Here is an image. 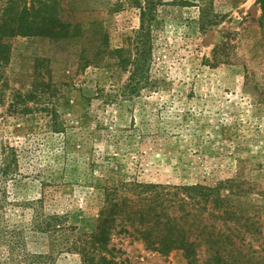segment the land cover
<instances>
[{"label":"rangeland","instance_id":"374dc122","mask_svg":"<svg viewBox=\"0 0 264 264\" xmlns=\"http://www.w3.org/2000/svg\"><path fill=\"white\" fill-rule=\"evenodd\" d=\"M132 1L48 0L52 36L9 41L0 163L3 150H13L18 173L4 186L0 181L9 201L4 223L10 230H28L29 253L48 252L44 237L29 230L31 201L43 198L44 211L66 215L71 235H77L96 229L104 206L101 184L222 183L237 214L259 222L262 236L248 235L245 241L250 255L264 264L259 0H159L149 65L138 87L130 83L131 69L120 68L112 54L135 46L141 20ZM37 73L55 91L60 132L48 128L46 112L7 113L9 94L30 91ZM111 247L123 264H185L181 252L163 256L121 227L113 232ZM7 255L0 243V260ZM55 264H81V258L62 253Z\"/></svg>","mask_w":264,"mask_h":264},{"label":"trees","instance_id":"16d2710c","mask_svg":"<svg viewBox=\"0 0 264 264\" xmlns=\"http://www.w3.org/2000/svg\"><path fill=\"white\" fill-rule=\"evenodd\" d=\"M131 3L140 9L141 25L135 46L114 50L112 54L120 68L131 69L130 83H136L138 87L143 84L149 65L150 38L158 23L159 0H133ZM259 4L264 17V0H259ZM51 7L48 0H6L0 3V107L5 106L9 88L4 78V69L10 59L9 41L19 36H52L47 29V23L54 20L53 16L49 18L47 15ZM34 78L30 91L9 94L7 113L46 112L44 118H49L48 128L60 132L57 109H53V86L40 82L39 73ZM17 173L18 156L5 148L0 163L2 186ZM46 183L53 182L43 181V185ZM2 186L0 243L6 247L8 255L4 261L0 260V264H55L62 253L78 254L81 264H123L111 247L112 234L117 227L125 232L132 230L147 249L163 256L181 252L185 264H260L250 255L251 246L245 238L248 235L262 236L261 226L254 218L237 214L230 195L222 191V183L215 187L200 184L166 186L119 179L112 185L101 184L104 206L96 229L77 235H71L74 229L70 230L66 215L46 213L43 198L31 201L33 218L29 230L44 237L49 246L48 252L40 253L27 251L25 232L28 230L21 226L10 230L4 223L9 201L8 192Z\"/></svg>","mask_w":264,"mask_h":264}]
</instances>
